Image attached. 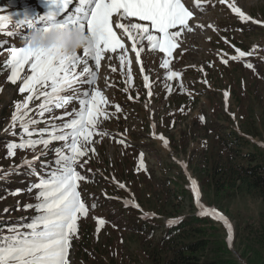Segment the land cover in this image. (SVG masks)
I'll return each instance as SVG.
<instances>
[{
  "label": "rangeland",
  "instance_id": "374dc122",
  "mask_svg": "<svg viewBox=\"0 0 264 264\" xmlns=\"http://www.w3.org/2000/svg\"><path fill=\"white\" fill-rule=\"evenodd\" d=\"M216 1L219 0L202 4L203 12L197 10V23H212V27L206 25L204 31L188 36L191 43H197L199 38L201 44L196 48L180 38L182 43L170 57V68L180 73L179 77L167 78L168 71L160 67L162 53L145 52L142 66L150 89L144 87L135 62L127 91L118 59L114 61L117 71H108L115 76L112 87L97 78L93 87L108 100L105 107L109 118L101 128L109 135L103 139L93 137L98 141L92 145L96 153L89 152L82 158L88 162L78 167L88 178L81 182L79 190L89 207V216L78 222L79 239L73 241L70 249L71 264H161L166 254L162 240L167 229L176 220L198 215L203 208L220 213L232 227L229 241L222 221L216 219L202 225L211 241L206 258L220 264H264V203L244 192L216 194L208 174L213 163L211 152H218L216 140L228 137L229 132L246 137L264 154V0H226L227 4ZM230 3L260 23L241 21L228 7ZM76 5L77 0H73L69 11H74ZM38 9L42 11L34 16L43 15L42 0H0V15L10 16L13 22L0 30V226L28 223L38 215L26 208L37 203L38 190L28 189L46 175L48 169L43 165L54 161L42 160L41 152H54L63 143L53 142L48 149L38 145L35 152L17 149L15 156H8V144L26 139L18 126L10 129L9 125L15 102L23 101L27 95L20 94L19 87L31 73L26 65L15 84L8 79L10 49L24 46V41L5 33L15 31L14 22L28 15L19 11ZM21 31L24 35L29 32L26 28ZM237 50L246 55L234 60ZM133 54L129 52V58ZM249 63L252 68L246 67ZM39 103H30L34 109L31 115L44 121L37 128L61 123L53 120V115L69 119L64 109L40 117ZM117 105L120 112L116 111ZM161 137L167 140V146ZM219 150L226 152L221 146ZM240 150L256 153L249 148ZM206 160L208 166L204 168ZM24 161L31 162V167ZM157 177L166 178L159 188L153 180ZM192 181L196 182L199 202ZM121 183L125 185L123 189L119 187ZM17 190L19 194L12 195ZM93 204L95 208L91 207ZM191 205L195 212L190 211ZM96 218L106 222L99 232Z\"/></svg>",
  "mask_w": 264,
  "mask_h": 264
},
{
  "label": "snow or ice",
  "instance_id": "6c2138e0",
  "mask_svg": "<svg viewBox=\"0 0 264 264\" xmlns=\"http://www.w3.org/2000/svg\"><path fill=\"white\" fill-rule=\"evenodd\" d=\"M72 2L73 0H42L45 8L43 15H25L23 19L14 22L15 31L5 33L24 41V46L10 49L7 65L11 68V75L8 79L15 84L21 79V72L26 65L31 73L23 78L19 87V93L27 95L23 101L15 102V111L9 125L10 129L18 126L26 139L8 144V156H15L17 149L35 152L38 145L48 149L53 142L63 143L61 147L54 149V161L43 165L48 169L46 175L28 189L29 192L38 190L35 194L37 203L26 206L38 215L28 223L0 226V233H6L0 234V264H71L70 249L73 241L79 239L78 222L89 216V207L79 190L81 182H87L88 178L78 171V167H83L88 162L82 158L88 156L89 152L95 155L96 150L92 145L98 141L93 140V137L103 139L109 135L101 128L109 118L105 107L108 100L101 90L93 87L102 61L105 68L116 72L117 67L113 66V62L119 60L121 74L126 77L124 91L131 85L133 62L142 64V53L145 52L162 53L160 67L168 71L167 78L179 77L180 73L170 68V57L182 43L181 36L194 30L196 11H204L202 2L210 3L211 0H193L194 7L184 0H79L74 11H69ZM219 3L225 4L226 0H219ZM228 7L241 21L251 20L234 3L228 4ZM251 22L260 23L256 20ZM9 23H13L10 16L0 15V30L7 28ZM51 26H79L82 32L90 35L92 44L79 50L69 60L56 62L51 52L34 51L29 47L28 34L24 35L21 31L26 28L29 32H46ZM196 27L203 26L196 24ZM129 52L135 54L134 61L129 58ZM237 52L238 55L232 59L246 55L244 51ZM93 62L94 68L91 67ZM80 65H84L82 71L76 72ZM125 67L127 72L124 71ZM246 67L252 68L253 65L249 63ZM84 76L86 78L82 79ZM105 83L107 84V76ZM83 85L88 87L82 88ZM107 86L112 87L110 84ZM144 87L150 89L147 75L144 76ZM34 100L40 101L37 110L40 117L64 109V114L69 119L65 121L63 117L53 115V120L59 119L61 123H46L45 128H37L36 125L44 121L31 115L34 109L30 107V103ZM69 107L72 108L71 111H67ZM116 111H121L119 105L116 106ZM164 144L167 146V140H164ZM43 154L42 151L41 155ZM142 157L143 154L140 168L144 166ZM24 164L31 167L29 161H24ZM192 184L199 202L196 182L192 181ZM119 187L123 189L125 185L121 183ZM18 194L19 190L12 193ZM91 207L95 208L96 205ZM200 214L223 221L231 241L232 227L224 216L208 208H203ZM96 219L99 232L106 222L102 218Z\"/></svg>",
  "mask_w": 264,
  "mask_h": 264
},
{
  "label": "trees",
  "instance_id": "16d2710c",
  "mask_svg": "<svg viewBox=\"0 0 264 264\" xmlns=\"http://www.w3.org/2000/svg\"><path fill=\"white\" fill-rule=\"evenodd\" d=\"M11 133L12 131L9 134ZM227 136L218 137L216 140L218 152H211L213 163L208 174L212 189L216 194L226 191L244 192L259 198L264 203V154L254 143L236 132H229ZM220 146L225 148L226 152L219 150ZM240 148H249L256 153H243ZM48 151L41 155L42 160H54L55 152L48 153ZM50 154L53 155L48 158ZM207 161L204 168L208 166ZM163 179L166 178H153L157 188L161 186ZM191 207L190 211L195 212V208L192 205ZM211 222L209 217L201 214L174 221L162 240L166 254L161 264H220L217 260L212 261L206 258L211 241L207 230L203 229L202 225Z\"/></svg>",
  "mask_w": 264,
  "mask_h": 264
},
{
  "label": "clouds",
  "instance_id": "9594fccd",
  "mask_svg": "<svg viewBox=\"0 0 264 264\" xmlns=\"http://www.w3.org/2000/svg\"><path fill=\"white\" fill-rule=\"evenodd\" d=\"M29 47L34 51L51 52L56 62H63L73 57L79 50L92 44L90 35L81 31L79 26L48 30H32L28 33Z\"/></svg>",
  "mask_w": 264,
  "mask_h": 264
},
{
  "label": "bare ground",
  "instance_id": "6f19581e",
  "mask_svg": "<svg viewBox=\"0 0 264 264\" xmlns=\"http://www.w3.org/2000/svg\"><path fill=\"white\" fill-rule=\"evenodd\" d=\"M36 1L37 0H31V2H35L36 3ZM184 2L186 3V4H188L189 6H193L194 7V4H193V0H184ZM214 2V1H213ZM217 2V1H216ZM78 3H79V0H77V5H78ZM204 3H206V2H202V4H204ZM217 3H219V1L217 2ZM228 2L226 1V4H227ZM220 4V3H219ZM76 5V6H77ZM70 6H71V4L69 5V10H70ZM240 6V5H239ZM42 11V9H38V10H36L35 12L34 11H31V12H27V11H15V12H18V13H23V14H25V13H28V15L29 16H34V14H36V13H40ZM241 11H242V9H241ZM198 14H199V12L198 11H196V16H195V24H193V31L191 32V33H187V34H185V35H182L181 36V39L183 40H185V42H186V44L187 45H192L193 47H196L197 48V46H199L201 43H200V39L199 38H197L198 40V42L197 43H191V41H192V38H189L188 36L189 35H194L195 36V34L197 33H200V32H202V31H204V29L207 27L206 25H208V24H206V25H203V24H199V22L197 23V18H198ZM206 15V14H205ZM204 15V16H205ZM247 16H249V17H251V15H249V14H246ZM207 16H210V15H207ZM199 19V18H198ZM206 19H207V17H206ZM251 19H252V17H251ZM200 20V19H199ZM204 20H205V18H204ZM257 21H260L259 19H256ZM202 23V22H201ZM196 24H199V25H202L203 27L201 28V27H196ZM210 24V23H209ZM212 24V23H211ZM210 24V25H211ZM209 26V25H208ZM124 39H126V38H124ZM205 39H207V37L205 38ZM145 43H147L146 41H145ZM107 55H114V54H107ZM163 55V54H162ZM134 57H135V54H133L131 57H130V59H132L133 61H134ZM151 59L153 58V57H150ZM163 58V57H162ZM161 58V59H162ZM103 64H104V62L102 61V67H101V71L99 70V73H101V74H99L98 73V80H99V82H101V83H105V76H107V84H113V79H115V76L114 75H110L109 73H108V71L109 70H111L110 68H105L104 66H103ZM136 64V63H135ZM113 66H114V62H113ZM84 67V65H80L79 66V68H77V71L79 70H82V68ZM91 67H93L94 68V62L91 64ZM137 67L139 68V70H140V73L142 74V76H143V80H144V76H145V71H144V69H143V66H142V64H137ZM142 69H143V71H142ZM105 96V95H104ZM106 97V96H105Z\"/></svg>",
  "mask_w": 264,
  "mask_h": 264
},
{
  "label": "flooded vegetation",
  "instance_id": "af4514ba",
  "mask_svg": "<svg viewBox=\"0 0 264 264\" xmlns=\"http://www.w3.org/2000/svg\"><path fill=\"white\" fill-rule=\"evenodd\" d=\"M53 151H54V150H53ZM49 152H52V151H48V153H49Z\"/></svg>",
  "mask_w": 264,
  "mask_h": 264
}]
</instances>
